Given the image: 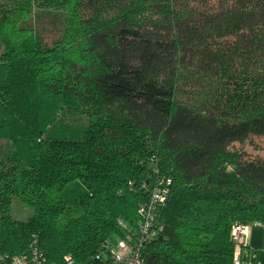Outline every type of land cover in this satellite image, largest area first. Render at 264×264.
Returning a JSON list of instances; mask_svg holds the SVG:
<instances>
[{"label":"trees","instance_id":"16d2710c","mask_svg":"<svg viewBox=\"0 0 264 264\" xmlns=\"http://www.w3.org/2000/svg\"><path fill=\"white\" fill-rule=\"evenodd\" d=\"M252 136L264 0H0L1 255L35 237L52 262L95 260L162 178L145 264H233V226L264 224V159L236 146Z\"/></svg>","mask_w":264,"mask_h":264},{"label":"built area","instance_id":"2783aa9c","mask_svg":"<svg viewBox=\"0 0 264 264\" xmlns=\"http://www.w3.org/2000/svg\"><path fill=\"white\" fill-rule=\"evenodd\" d=\"M159 182L150 191L149 199L138 209L140 221L132 225L124 219H120L118 226L123 233L117 246L111 242L106 244L102 255L85 264H145L143 251L145 247L159 238L164 230L158 218V211L170 198L172 181L158 178ZM152 189V188H151ZM249 233L248 224L233 226L232 238L235 242V257L233 264H258L257 253L246 245V237ZM0 264H59L52 262L41 249L38 239L34 237L29 248L13 257L0 254ZM61 264H78L76 260L67 255Z\"/></svg>","mask_w":264,"mask_h":264},{"label":"rangeland","instance_id":"374dc122","mask_svg":"<svg viewBox=\"0 0 264 264\" xmlns=\"http://www.w3.org/2000/svg\"><path fill=\"white\" fill-rule=\"evenodd\" d=\"M38 21L39 20L36 21L38 31L41 33V35L44 36V39L49 44H51L54 40H57L64 30L61 25V23L63 22L60 21V23L57 21V19H54L53 17H46L40 22ZM236 146L264 159V136H252L249 141H247L245 144H238ZM12 214L16 219L27 220L34 214V210L24 205L19 200V198H16L13 202ZM120 239V235H115L111 240L112 245L117 246ZM255 252L258 254L257 251Z\"/></svg>","mask_w":264,"mask_h":264},{"label":"crops","instance_id":"0c3cea01","mask_svg":"<svg viewBox=\"0 0 264 264\" xmlns=\"http://www.w3.org/2000/svg\"><path fill=\"white\" fill-rule=\"evenodd\" d=\"M246 243L249 248L258 252V264H264V224L260 222L249 224Z\"/></svg>","mask_w":264,"mask_h":264}]
</instances>
